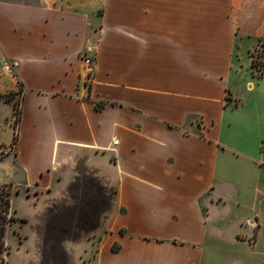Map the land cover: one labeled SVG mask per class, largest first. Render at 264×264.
Returning <instances> with one entry per match:
<instances>
[{"label":"crops","instance_id":"obj_1","mask_svg":"<svg viewBox=\"0 0 264 264\" xmlns=\"http://www.w3.org/2000/svg\"><path fill=\"white\" fill-rule=\"evenodd\" d=\"M263 39L264 0H0V185L37 219L84 180L107 194L90 237L58 240L76 264H264V195L227 208L221 142L236 53ZM33 229L27 264H47L57 229Z\"/></svg>","mask_w":264,"mask_h":264},{"label":"rangeland","instance_id":"obj_2","mask_svg":"<svg viewBox=\"0 0 264 264\" xmlns=\"http://www.w3.org/2000/svg\"><path fill=\"white\" fill-rule=\"evenodd\" d=\"M248 42L243 43L242 48L237 51L235 57L237 73L232 74L237 108L229 112L223 122L221 132L223 145L235 152L227 155V160L222 165L223 176L230 180L233 187L232 192L228 191L225 195L230 200L233 195L240 200L241 208H238L232 201L227 204V208L235 211H241L247 206L251 207L255 198L261 199V195H264V74L259 76V72H256L258 76L256 74L252 76L247 55L246 44ZM249 52L260 55V42ZM247 81L252 82L251 88H248ZM17 105L18 98L15 97L16 111ZM14 190L15 188L12 187V193ZM71 194L80 198L78 203L75 202L79 208L77 206L70 208L68 211H63L60 216L47 219L35 217L34 201L30 198L33 192L22 190L18 195L13 194L14 209H17L18 213L25 218V223L16 222L13 227L8 228L4 235L7 247L3 254L5 264H27L29 262L27 254L33 252V228L36 223L40 225L41 222L47 227L57 229L55 234L49 236L48 243L40 249L44 262L67 264L66 258L70 256L74 264L76 261H82L78 259V254L82 249L80 244L65 243L63 245L67 251L65 252L58 246V240L61 238L73 242L79 238L90 237V230L97 225L99 214L105 209L108 197L107 194L103 195L102 191L89 180H84L83 185L73 187ZM244 211L247 212L246 209ZM18 224L23 226L20 228ZM60 226L63 229L61 233L58 230ZM40 236L43 238V233Z\"/></svg>","mask_w":264,"mask_h":264},{"label":"trees","instance_id":"obj_3","mask_svg":"<svg viewBox=\"0 0 264 264\" xmlns=\"http://www.w3.org/2000/svg\"><path fill=\"white\" fill-rule=\"evenodd\" d=\"M259 42L261 47V52H259L260 55L251 52L248 54L252 76L255 74L257 75L256 72H259V76L264 74V39ZM15 139L16 137L14 136V142ZM11 196L12 191L10 185H0V264H5V257L3 254L7 248L4 242L6 228L15 220L11 208Z\"/></svg>","mask_w":264,"mask_h":264},{"label":"built area","instance_id":"obj_4","mask_svg":"<svg viewBox=\"0 0 264 264\" xmlns=\"http://www.w3.org/2000/svg\"><path fill=\"white\" fill-rule=\"evenodd\" d=\"M82 64L84 70L83 82L87 83L89 81L90 74L93 71V62L90 58L82 57Z\"/></svg>","mask_w":264,"mask_h":264}]
</instances>
